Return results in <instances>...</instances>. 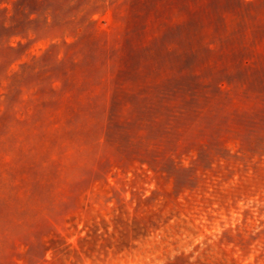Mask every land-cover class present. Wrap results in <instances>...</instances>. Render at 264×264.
<instances>
[{"label": "rangeland", "instance_id": "rangeland-1", "mask_svg": "<svg viewBox=\"0 0 264 264\" xmlns=\"http://www.w3.org/2000/svg\"><path fill=\"white\" fill-rule=\"evenodd\" d=\"M12 1L0 264H264V0Z\"/></svg>", "mask_w": 264, "mask_h": 264}, {"label": "trees", "instance_id": "trees-1", "mask_svg": "<svg viewBox=\"0 0 264 264\" xmlns=\"http://www.w3.org/2000/svg\"><path fill=\"white\" fill-rule=\"evenodd\" d=\"M23 2H24V0H13L12 1V8H13V10H15V9H21L19 6V4H23ZM15 23V22H14ZM9 25H7V27H8ZM10 26H12V24H10ZM64 43H66L65 41H64ZM19 46H20V43L19 42H16V44L15 45H12V44H6V48H8V49H12V50H17L16 52H15V54H13L14 56H12L9 60H7V63H6V66L8 65V64H10L11 62H12V60H14L15 58H16V56H19L20 54H19V52H18V48H19ZM33 58H40L41 56H32ZM27 67H29V69H32V70H30L31 72L33 71L34 73H38V71H40L43 67H39V66H36L35 64H33L32 62H29V61H26V60H21V61H19L18 62V67L16 68V69H12L11 70V74H14V75H16V76H18V75H20L21 74V70H23V68H27ZM20 72V73H19ZM2 74H4V67L3 68H1V70H0V75H2ZM53 90V89H52ZM55 90V89H54ZM24 100H25V98H24ZM15 119V118H14Z\"/></svg>", "mask_w": 264, "mask_h": 264}]
</instances>
